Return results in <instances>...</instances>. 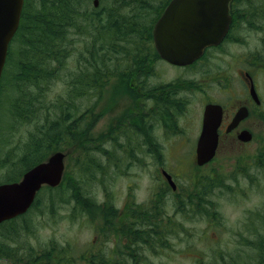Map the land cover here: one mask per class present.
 <instances>
[{
    "label": "rangeland",
    "instance_id": "rangeland-1",
    "mask_svg": "<svg viewBox=\"0 0 264 264\" xmlns=\"http://www.w3.org/2000/svg\"><path fill=\"white\" fill-rule=\"evenodd\" d=\"M160 2L161 0H149L150 9L148 10L150 11L146 13L143 24L145 21L147 24L150 19L154 20L155 16L161 13L160 9L156 8L161 6ZM110 4H114V2L104 0L103 3L100 2V8ZM90 7H92L91 2ZM133 8V4H130L125 9H121V12L130 16L132 14L130 10ZM158 12L160 13L158 14ZM141 19V17L138 18V21L141 22ZM249 28H252L253 31H249L245 27L240 29L237 27L236 34L242 33L244 36H242L244 40L240 44H224L220 52L213 53V56L204 59L191 69L174 72L165 66L162 68L167 76L178 72L184 78L183 80L190 82L189 87L196 94L191 107L192 118L187 120V122L192 121L188 127L190 133L196 132V137L199 127L195 117L200 112L199 100H205L207 95L218 92V85L220 83L222 85L220 80L222 78L218 77L234 76L236 71L233 56L235 55H240V57L244 55L245 64H250L251 57H258L260 64L257 88L264 106V16L259 17L258 26L249 23ZM234 37L236 38V35ZM70 38L72 39L70 55L57 74L58 80L54 79L48 83L53 82L46 90L44 102L47 109H43L40 114L39 123L43 121L45 115L51 119L57 114L52 105L59 95L66 94L67 81L73 77L76 68L79 67V62L77 63L79 54L90 46L89 42L93 39L91 35L86 34H72ZM117 45H124V43H117ZM116 48L123 49L120 46ZM109 56H112L113 59L109 63L110 69H112L114 67L112 64L117 62L115 59L121 57L122 54ZM246 57L248 61H246ZM106 59L108 58L106 57ZM251 70L255 71V68ZM234 82L235 80H229L231 86ZM183 87L184 85L179 88ZM108 88L106 86V105L110 98ZM5 94V92L2 93L0 99V125L5 121ZM118 98L125 100L126 95H118ZM223 99L227 98L223 96ZM81 103L83 104L84 100ZM107 123L108 115L103 114L95 129H91L93 136L97 133L101 134V129L107 126ZM33 129V122L21 124L9 121L6 129L0 132V158L11 150L12 153L14 152V156H17L19 154L18 146L26 140L28 131ZM259 136L264 139V129L261 127H259ZM101 140L98 139L99 142L95 145H100L107 150V143L101 142ZM190 147L191 145H187L186 149H190ZM193 147H195V143ZM256 147L257 149L255 145L249 147L256 160V168H258L254 170L253 186L247 182L245 177H242V173L234 161L235 155L239 152L243 153L244 150L233 152L224 149L218 155L217 163L208 172L211 177L205 176L206 168L197 169L195 167V160H192L191 156L185 158L180 164V170L184 172L179 173L180 176L177 178L180 186L176 195L177 201L172 200L171 193H166L162 197L163 212L173 216L174 226L176 229L178 227L177 234L174 237H168L167 240L163 238L161 240L152 233L149 235L150 237L143 238L145 246L135 240L132 235L131 238L134 240L131 243L139 253L132 249L130 261L140 259L144 264H213L214 261H217L216 264L257 263L259 251L254 247L260 249L259 244L264 239V140L256 143ZM72 150V148L65 150L68 152L66 171L74 174L73 177L82 183L83 189L80 190V193L94 198L93 200L96 202L91 209H87L79 207L75 200L70 198L68 188L60 192L47 191L46 189L41 191L38 196L41 207L29 209L25 215L10 224L6 222L0 225V264H28L26 258L30 256V251H49L48 262L52 264H85L86 260L77 255L76 249H88L94 242L95 231L91 224L94 223V219L98 216L97 212L100 211L98 202L102 199L108 200L109 197H112L113 192L116 202L120 204L130 186H133V192L130 194L133 202L135 200L143 206L150 198V181L153 180L154 166L152 168V162L149 160L145 176L141 180L138 178L134 181L122 178L121 175L118 176L113 171L110 162L108 163L107 157L101 153L95 158L103 171L96 170L92 177L87 175L83 179V177L79 178L78 171H84V168L87 167V160H82L79 169V164L74 162L76 161L75 157L78 159L81 156L77 154L73 159L70 156ZM5 172L6 169H0V181ZM128 176L136 178L133 174ZM201 180L205 182L204 186L201 185L203 183ZM198 188L206 190L203 199L197 200L199 205L189 198L194 192H197ZM66 192L68 199L63 200V198H67ZM50 201H53V204L50 205ZM176 207L177 210L174 212ZM211 209L213 213L210 212ZM130 211L132 212L134 209ZM262 252L264 254V246H262Z\"/></svg>",
    "mask_w": 264,
    "mask_h": 264
},
{
    "label": "trees",
    "instance_id": "trees-1",
    "mask_svg": "<svg viewBox=\"0 0 264 264\" xmlns=\"http://www.w3.org/2000/svg\"><path fill=\"white\" fill-rule=\"evenodd\" d=\"M98 1L99 5L95 8L92 0H24L20 23L9 45L1 79L0 99L2 93L6 94L5 121L0 125V132L6 129L11 120L21 124L33 122L34 129L28 131L26 140L18 146L17 156L11 150L0 158V169H6L0 184L18 181L26 170L46 160L52 152L69 148L73 149L70 155L73 159L77 154L81 156L78 159L75 157L74 162L79 164V169L82 160H87L84 171H78L79 178L84 179L87 175L92 177L96 170L103 171L95 156L102 153L107 157V150L95 145L91 131L94 120L90 117H93L96 110L105 114V92L106 86L109 87L110 76L117 72L123 77L138 71L141 57L152 55V24L160 12L154 20L150 19L147 24L146 21L143 24L146 13L150 11L149 0H112L115 5H103L101 8L100 2L103 3L104 0ZM169 1L161 0V6L156 8L162 11ZM130 4L134 8L130 10L132 14L126 16L121 9ZM140 17L141 22L138 21ZM72 34L91 35L93 39L89 42L90 46L79 54V67L67 81L66 94L59 95L52 105L57 114L51 119L45 115L39 123L40 114L43 109H47L44 102L46 90L53 82L48 83L58 80L57 74L70 55ZM118 46L123 49L116 48ZM116 54L122 56L115 59L117 62L110 69L109 63L113 59L109 55ZM73 176L67 171L58 187L45 189L60 192L68 188L70 198L79 207L91 209L96 201L80 193L83 185ZM201 185L204 186L205 182ZM164 189L166 190L163 191ZM163 190L157 191L159 203L151 200L145 207V237L158 232L177 234L178 227L176 229L174 226L173 218L167 217L162 210V197L171 193V190L168 187ZM196 191L189 198L199 205L197 200L203 199L206 190L198 188ZM65 195L67 198L63 200L68 199L67 192ZM51 204L53 201H50ZM39 206L41 207L40 197H37L30 210ZM140 208L143 210L144 206ZM210 212L213 213V210ZM259 245L260 249L254 247L259 251V259L255 264H264V239ZM49 253L30 251L26 261L28 264H52L48 262Z\"/></svg>",
    "mask_w": 264,
    "mask_h": 264
},
{
    "label": "flooded vegetation",
    "instance_id": "flooded-vegetation-1",
    "mask_svg": "<svg viewBox=\"0 0 264 264\" xmlns=\"http://www.w3.org/2000/svg\"><path fill=\"white\" fill-rule=\"evenodd\" d=\"M228 13L230 23L226 35L218 46L206 48L203 55L193 64L181 67L161 59L154 49L152 39V55L141 57L138 71L125 74L123 77L119 73L110 76L108 88L110 98L105 111L108 115V123L101 129V134H94V143L97 144L98 139L107 143L108 163L110 162L113 171L122 178L141 180L145 176L148 160L152 162L154 174L153 180L150 181L151 196L147 203L151 200L159 203L157 191L166 187L171 190L172 200L177 201L176 195L180 188L177 178L184 172L180 170V164L189 156L195 160V147L201 129L203 109L209 104H217L222 108L221 122L217 131V147L210 162L200 168L196 165L195 167L206 168L205 176L211 177L208 172L217 163L218 155L224 149L233 152L244 150L243 153L239 152L235 155L234 161L242 177H245L251 185L254 184V170L258 168L249 147L255 145L257 149L256 143L264 140L259 136V127L264 129V106L257 88L260 64L258 57H251L250 64H245L244 55L233 56L236 71L234 76L218 77L222 78L218 92L207 95L205 100H199L200 112L195 117L199 127L197 137L196 132L190 133L188 127L192 121L187 122L188 118H192L191 107L193 97L196 95L189 87L190 82L183 80L178 72L167 76L162 71L163 66L174 72L191 69L204 59L213 56V53L220 52L224 44H240L244 38L242 33L236 34L237 27L239 29L245 27L253 31L249 28V23L258 26L259 17L264 16V0H230ZM245 59L248 61L247 57ZM252 68H255V71H252ZM229 80H235L232 86ZM176 85L179 87L184 85V87L179 88ZM251 90L256 98L253 97ZM121 94L126 95L125 100L118 98ZM223 96L227 99H223ZM240 108L246 109L245 117L234 128L227 129ZM102 115L103 113L98 110L93 112V117H90L94 120L92 129H95ZM242 132H247L246 140L240 138ZM194 143L195 147H193ZM187 145H191V150L186 149ZM65 153L67 160L68 152ZM130 174L135 175L136 178L128 176ZM167 176L174 182L175 189L172 190L169 186ZM189 180L192 181L190 178ZM128 188L120 204L116 202L113 192L108 200L102 199L98 202L100 211L91 224L95 231L94 242L88 249H76L77 255L86 260L85 264H144L140 259L130 261V256L132 249L138 252L131 243L132 240H138L145 246L143 234L146 232L144 216L147 203L145 202L142 210L139 203L131 200L133 186ZM131 209L134 211L131 212ZM176 210L177 207L174 212ZM166 216L173 218L172 215L166 214ZM132 235L134 239L131 238ZM155 236L167 240L175 234L158 232ZM215 262L217 261L213 264Z\"/></svg>",
    "mask_w": 264,
    "mask_h": 264
},
{
    "label": "water",
    "instance_id": "water-1",
    "mask_svg": "<svg viewBox=\"0 0 264 264\" xmlns=\"http://www.w3.org/2000/svg\"><path fill=\"white\" fill-rule=\"evenodd\" d=\"M228 2L171 0L153 28L158 55L172 65L186 66L197 60L207 47L216 46L230 21ZM23 3L24 0H0V81L9 44L19 26ZM93 6H98V0H93ZM253 97L256 98L254 93ZM221 114L219 105L210 104L204 108L196 144L197 165H204L214 156ZM245 115L246 109L240 108L227 129L234 128ZM246 133L242 132L240 138L246 140ZM63 160L64 155L55 152L24 172L19 181L0 184V223L25 213L43 185L57 186L64 170ZM171 185L174 188L173 183Z\"/></svg>",
    "mask_w": 264,
    "mask_h": 264
}]
</instances>
